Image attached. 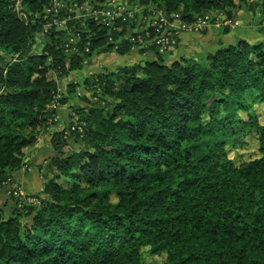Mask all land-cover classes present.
Here are the masks:
<instances>
[{
  "label": "trees",
  "instance_id": "obj_1",
  "mask_svg": "<svg viewBox=\"0 0 264 264\" xmlns=\"http://www.w3.org/2000/svg\"><path fill=\"white\" fill-rule=\"evenodd\" d=\"M51 1L23 0L22 20L0 0V191L55 125L58 94L73 117L51 139L42 191L31 195L39 203L11 195L12 213L0 211V264H264V41L175 59L153 46L144 63L86 77L92 99L76 107V85L64 97L51 73L82 71L97 53L124 56L132 43L115 50L125 31L87 23L79 47L90 51L65 53L68 32H44ZM123 1L191 23L234 18L252 0ZM75 122L82 133L69 132ZM250 137L259 156L237 163L230 153ZM70 138L81 146L65 151Z\"/></svg>",
  "mask_w": 264,
  "mask_h": 264
},
{
  "label": "built area",
  "instance_id": "obj_2",
  "mask_svg": "<svg viewBox=\"0 0 264 264\" xmlns=\"http://www.w3.org/2000/svg\"><path fill=\"white\" fill-rule=\"evenodd\" d=\"M11 1L13 3L14 12L19 18L26 20L27 15L24 10L23 0ZM126 3L127 2L123 0H109L104 4L91 5L89 3L72 2L69 5L63 0H52L44 11V32L47 33L51 29L68 32V37L64 43L65 53L73 55L88 53L90 51V42L86 43L83 50H80L79 47L82 33L90 32L87 23L96 24L97 26L101 25L110 32L122 33L124 29L121 24H127L129 20L134 17L135 13L126 11ZM154 15L155 20L154 17L151 18L154 20L151 26L144 29L142 28L143 30L133 35L128 40H125V38L121 36L120 39L114 43L115 49H119L122 42L127 41L138 44L141 48H146L150 45L156 46L160 53L167 54L179 47L181 36L185 32L201 35L214 27H228V29H234L237 25L235 19H228L221 14L213 13L197 17L191 23L184 21L180 14H173L167 17L163 12L158 11L154 12ZM72 22L74 23V28L70 26ZM78 23L81 24L86 31L74 30L75 24ZM109 39L112 41L113 38L110 37ZM59 99L60 95L58 94L54 102L49 106V109H53L56 112L61 106L58 101ZM52 122L56 123V116ZM76 122L70 126V133H82L84 131V124ZM69 132L67 131L66 134ZM11 195H13L15 199H18V201H28L34 204L39 203L38 200L29 197V195L18 186L11 190Z\"/></svg>",
  "mask_w": 264,
  "mask_h": 264
},
{
  "label": "rangeland",
  "instance_id": "obj_3",
  "mask_svg": "<svg viewBox=\"0 0 264 264\" xmlns=\"http://www.w3.org/2000/svg\"><path fill=\"white\" fill-rule=\"evenodd\" d=\"M107 5H109V4H107ZM249 5L250 6H249L248 10L241 9V10H243L241 18L237 17L238 12H236V15L234 18H228L224 14H221L225 18L235 19L236 23H237V25L234 29H228V27H216V29H217L216 34L218 37L221 35H229L228 38H231L230 40H226L225 42L222 41L224 44L228 45L229 43H232V42L235 43L238 38H243V39H246L249 42H253V43L264 41V18H263L261 7H259L257 5V2L255 0H252ZM125 7H126L127 12H135L134 17L131 18L129 20V22L123 27V29L125 31L123 38H125V40H128L133 35L137 34L141 30H143L144 28L151 26V24L155 20V17H154L155 16L154 15L155 10H154V12L150 11L151 12L150 13L148 11V9L146 10V8H144V7L135 8L134 6H131L129 3H126ZM241 10H238V11H241ZM152 17H154V20L151 19ZM226 31H228V32H226ZM224 44H222V45H224ZM131 46L132 47L130 49V52H126L125 53L126 55H124L125 57L129 56L126 58H128V60L130 62L123 64V66L137 64L138 61L134 60V58L137 56H141L144 53H149L148 52L149 48L153 47L150 45L149 47L141 48L140 45L133 44V43ZM122 47L124 48L125 45ZM178 48L179 47H177V49ZM176 50H174V51H176ZM111 53L119 55L117 52H114V51ZM149 55L151 56V54H149ZM119 56H121V55H119ZM183 56H185V55H183ZM107 57H108L107 55L97 53L96 55L93 56L92 59H90L86 63V65L82 71L73 72V73H71V75L66 76L64 78H58L56 76V74L51 73V75H50L51 78L57 80L59 87L62 90V96H64V97L68 95L69 85L70 84L76 85V94L73 95L72 99H70V103H69L70 105H74V106L78 107V106L87 104L85 102L84 98L87 100L92 99V94L87 93L86 89L83 85L86 77H88L92 74H95V73L102 72L103 70H105V68H108L111 70L116 69V66H114V65L106 66L104 64L105 62H102ZM148 59H145V60H148ZM64 107L67 108L64 111L66 119L63 121L64 122L63 127L65 128V127H68L69 123L71 122L70 120H73V117H72L71 107L69 105L64 106ZM62 108L63 107H60L59 109H62ZM256 110L260 114V116H259L260 120L262 122H264V106L257 107ZM62 128L60 129L59 132L64 130V128L63 129ZM41 139H42V137L40 135L38 137L36 143H39ZM68 142L70 144V147L66 148L65 151H68L71 148H79L81 146L80 144L76 143L75 138H70ZM247 142L248 143L245 147L240 148L238 150H233L230 153V157L235 159V161L237 163H240L241 161H249V160L255 159L256 157L259 156V145H258L257 141L254 138L250 137L247 139ZM43 154L44 155L42 157V160L40 161L41 162L40 165H37V166L32 165V167H30L31 170L27 171V172L32 171L33 174L35 175L36 186H35L34 190H37L40 187L39 179L42 177V174H43V172L40 169L47 165V163L49 162V159L52 157V155L54 153H53V151H51L48 148V150L46 152H44ZM13 183L14 184L4 186L0 191V211H2L5 215H10L12 213V210L15 207L16 202L11 196V190L14 187H16V186L21 187L22 190H24V192L29 195V193L25 190L24 185H22V183H20L18 181H15ZM32 195H35V194H32ZM29 197H33V196L29 195ZM146 258H147V260L151 261L150 260L151 257L147 256Z\"/></svg>",
  "mask_w": 264,
  "mask_h": 264
},
{
  "label": "crops",
  "instance_id": "obj_4",
  "mask_svg": "<svg viewBox=\"0 0 264 264\" xmlns=\"http://www.w3.org/2000/svg\"><path fill=\"white\" fill-rule=\"evenodd\" d=\"M242 12L243 10L238 11V14H237L238 18L239 17L241 18ZM216 30H217L216 28H212L208 32L201 34V35H197V34L194 35V34L187 33V32L183 33L181 36L179 48L172 53L171 58L175 59V58H181L183 55L191 56L193 54L204 52V51H214L220 48L222 44H224L222 41L225 42L226 40L231 39V38H228L229 35H221L218 37L216 34ZM232 43H229L228 45ZM149 54L151 53H144L141 56L135 57L134 60L138 61V63L140 62L144 63L152 57V54L151 56ZM104 55H107L108 57L104 61L102 60L101 61L105 62L104 64L106 66L114 65L116 66V68H118V67H122L123 64L130 62L128 58H126L129 56H126V57L119 56V55L112 54V53H106ZM145 59H148V60H145ZM66 109L67 108L63 107L62 109L56 110L55 125L52 126L48 131L43 132L41 134L42 139L40 140V142L36 143L35 145H33L27 150L25 166L20 171L14 173V181H18L22 183V185H24V188L29 193V195H32V194L36 195L42 191L43 178L41 177L39 179L40 187L37 190H34L36 186L35 175L33 174L32 171L31 172H27V171L31 170L30 167H32V165H35V166L40 165L41 163L40 161L42 160V157L44 155L43 153L46 152L48 148L52 151L51 139L53 135L59 132L60 129L63 127L64 125L63 121L66 119V116L64 114V111Z\"/></svg>",
  "mask_w": 264,
  "mask_h": 264
}]
</instances>
